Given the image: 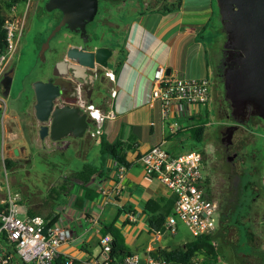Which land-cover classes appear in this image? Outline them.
<instances>
[{
    "label": "crops",
    "instance_id": "obj_1",
    "mask_svg": "<svg viewBox=\"0 0 264 264\" xmlns=\"http://www.w3.org/2000/svg\"><path fill=\"white\" fill-rule=\"evenodd\" d=\"M170 3L160 7L147 6L131 19L120 43L123 53L114 57L106 68L111 70L113 78L103 74L104 97L93 102L100 111L113 110L114 116L101 121L98 133L89 135V144L83 139L86 133L73 137L76 140L72 144L73 153L79 163L59 169L65 174L73 173L83 164L95 166L97 172L92 173L85 183L95 194L84 197L80 180L69 175L66 177L67 174L43 187V191L32 192L30 189L27 194H22L19 202L21 214L37 213L43 217L45 227L61 225L70 230L71 236L59 245L58 250L61 255L70 256L72 264H97L100 258L97 237L102 221H113L119 227L122 243L128 253L138 255L140 264H148L147 256H153L157 249L171 248L163 237L162 225L154 232L148 229L150 212L144 209L148 199L166 197L171 191L156 177L144 172L137 156L159 142L165 148L172 147L166 148L169 152L181 151L178 147L182 141L187 136L191 137L185 126L193 123L198 115L207 112L208 116L210 107L208 102L189 104L184 113L177 114L172 105L167 117L162 118L159 102L150 97L152 71L156 64H162L167 71L178 76L209 77L208 49L217 38L211 22L213 0H174ZM168 6L170 8L167 9ZM111 90L113 94H110ZM172 120L179 122L178 129L169 127ZM24 123L16 108H10L0 120V205L6 185L1 176V169H7L3 157L14 160L16 164L18 156H23L28 150L38 153L42 146L43 141L35 132L36 120L33 118L27 124L30 145L26 142ZM100 136L109 142L120 140L128 144L123 153L125 169L118 181L114 175L115 161L100 151ZM115 183L118 185L117 193L99 192V187L110 189ZM78 196L83 197L80 205L74 203ZM232 224L217 226L212 231L217 259L225 257L221 264H231V261L235 264H262L264 233L250 232L249 252H233V240L237 238ZM219 248L223 249V255ZM217 259L216 263L220 264ZM201 260L202 255L198 254L193 263L199 264Z\"/></svg>",
    "mask_w": 264,
    "mask_h": 264
},
{
    "label": "water",
    "instance_id": "obj_2",
    "mask_svg": "<svg viewBox=\"0 0 264 264\" xmlns=\"http://www.w3.org/2000/svg\"><path fill=\"white\" fill-rule=\"evenodd\" d=\"M212 7L211 22L217 39L208 49L209 100L216 119L217 151L223 162L221 172L227 179L229 193L235 153L228 151L227 143L231 141L233 131L244 126L251 116L264 122V0H213ZM96 14L97 0L34 1L31 25L21 36L18 59L3 73L2 79L7 86L11 78L16 82L19 77L20 90L24 77L36 61L39 66L46 63L30 82L29 93L34 97L32 109L40 138L46 135L50 140L58 141L66 136L81 137L91 123L86 111L75 100L56 102L55 97L71 88L70 78L86 80L85 76H90L88 71L95 64L103 75L119 54L118 48L108 45L91 50L83 47L88 35L85 24ZM63 27L79 33L80 47H69L65 59L53 61V35ZM47 73L54 78L46 79ZM90 78L91 84L95 80L104 89L103 77L99 80ZM18 96L19 92L14 98ZM15 105L13 107L17 108ZM13 152L16 153L15 147Z\"/></svg>",
    "mask_w": 264,
    "mask_h": 264
},
{
    "label": "built area",
    "instance_id": "obj_3",
    "mask_svg": "<svg viewBox=\"0 0 264 264\" xmlns=\"http://www.w3.org/2000/svg\"><path fill=\"white\" fill-rule=\"evenodd\" d=\"M4 31V45L0 47V74L7 66L16 50V44L21 35V29H16L11 20L4 18L1 25ZM104 75L113 78L110 69ZM208 76L199 78L178 76L166 71L162 64H156L152 71L151 99L160 105L161 117H167L170 107L174 105V112L184 113L189 104L206 103L209 100ZM114 91L111 90L110 94ZM4 98L0 94V120L6 113ZM88 116L91 121L90 135H96L101 121L106 117H113L114 111L108 109L100 111L93 104H88ZM179 122L172 120L169 127L178 129ZM264 153V136L261 140ZM137 160L147 175L156 177L174 194L171 212L168 213L162 226L169 232L175 231L176 220L181 221L191 236L212 232L215 229V204L206 196L202 172V153L195 148L179 152H169L159 142L150 145L137 156ZM264 166V156H263ZM125 169L123 163H117L114 175L118 181ZM264 193V168L261 180ZM102 194L117 193L115 183L110 189L99 187ZM20 195L6 183L4 198L0 207V264H18V259L29 264H49L58 255V247L70 236V230L61 225L45 227L43 217L37 213L19 214ZM8 242L4 245L2 241ZM112 236L108 232L99 233L97 243L99 256L97 264H140L136 253H126L113 261L109 255ZM72 258L65 255L63 264H72ZM148 264H170L163 258L148 255ZM194 264V263H191Z\"/></svg>",
    "mask_w": 264,
    "mask_h": 264
},
{
    "label": "rangeland",
    "instance_id": "obj_4",
    "mask_svg": "<svg viewBox=\"0 0 264 264\" xmlns=\"http://www.w3.org/2000/svg\"><path fill=\"white\" fill-rule=\"evenodd\" d=\"M34 1L35 0H0V9L5 18L11 20L16 29H21V35L16 44L15 53H19L21 36L23 32L31 25V14ZM172 1L174 0H150L151 4L149 6L160 7L162 4H169ZM7 3H9V5H7ZM134 16L136 15H133V17ZM17 57L14 58L15 61ZM8 65L9 62L7 63V66ZM208 78L210 79V75ZM20 81L21 79L18 77L16 82L12 81L11 86L12 91L16 90L15 94L19 92L18 97L12 100L11 97L15 95L13 92L11 97L4 96L5 112H9L10 108L14 109L15 107H13V105L15 104L17 107L16 109H22V107L25 108L28 105V101H25L24 98H22V96H24L22 94L23 92H21L23 87L18 90ZM208 103L210 107V100H208ZM206 119L209 121V125L205 127L206 129L203 132L201 139L195 140L192 137L187 136L178 148H180L181 151L187 150L189 148H195L200 150L202 153V172L205 173L203 175L206 178L205 192L206 196L211 199L215 205H217V202L218 204L222 205L229 194L231 196L229 201L232 202V199L234 200L232 205L234 209L232 215L230 216V220L233 219L232 226L235 229L234 233L237 240H233V249H231L233 252L239 250L242 253H247L251 249V244L249 242L250 232L264 233V222H261L259 219L257 221L251 220L255 213L260 215L264 210V193L261 189V180L264 168V153L261 148V140H259L260 162L256 176L250 177V175H248V164L246 161H239L237 163L233 162L232 168L234 177H232V182L230 185V190L232 192L230 191L228 193L226 189L227 179L221 172L223 162L219 159L217 151L218 145L216 142V136L218 133L215 130L216 119L214 118V114L211 109H209ZM84 135L85 136L83 139H85L86 143L89 144V141L91 142V137L88 135V133ZM29 141L27 140V142L30 144ZM72 141H76L75 138L70 140V142ZM74 143L75 142L72 144ZM61 147V145H57V142H45L42 144V146H40V148H38V153L28 150V152H26L23 156L17 157L16 164L7 169H1L3 181H6L5 183H7L11 189L17 190L19 193V202L22 200V194H27V191H43V187L46 188L50 183L55 182L57 179H61L64 177V175L67 174L66 177L68 175L69 177L72 176V171L64 174V172L61 170L59 171V169H65L64 167H69L72 164H78L79 159H76L73 153V147L71 145H67L62 148ZM166 148L170 149L172 147L168 146ZM87 160L91 159L87 158ZM58 173L60 174L56 176ZM235 213L238 215L237 219L235 218ZM19 214H21L20 211ZM223 215L224 214L222 213H214L216 227L219 223L217 219ZM161 231L163 233V237L167 240V243L171 247L175 246L182 240L190 238L191 236L186 226L179 220H176L175 231L173 233L167 232L163 227H161ZM219 251L221 255H223V249L219 248ZM261 256L263 258L262 264H264V253H262ZM217 260L221 264L225 260V257H218ZM232 262L234 261H231V264H235Z\"/></svg>",
    "mask_w": 264,
    "mask_h": 264
},
{
    "label": "flooded vegetation",
    "instance_id": "obj_5",
    "mask_svg": "<svg viewBox=\"0 0 264 264\" xmlns=\"http://www.w3.org/2000/svg\"><path fill=\"white\" fill-rule=\"evenodd\" d=\"M150 4V0H97V14L91 21L85 24V29L88 32V35L85 36L86 40L82 43L83 47L87 50H91L103 45L113 46L118 48V55H121L123 53V48L121 47L120 43L121 39L124 36V33H126L127 31V26L129 22L133 18V15H136L139 10L149 6ZM81 40L82 38H79L78 32L69 31L67 28L64 27L58 29L53 35L54 50L53 55L51 56V58H53V61H56L61 58L65 59L67 49L72 46H75L76 48L80 47ZM63 43L65 44L61 46ZM17 54L18 52L14 53L12 58L9 60V65L6 66L0 74V94L3 98L4 96L11 97L12 92L14 94L16 92V90H11L12 78L8 82V84H6L7 86H5L3 84L2 76L5 71L15 65L16 61L14 58L17 57ZM43 65H46V63L42 62L39 66L38 60L36 61V63L31 68L29 74L24 77L23 90L21 91L24 95L22 96V98H24L25 101H28V105L25 107L24 110L18 109V111L25 121L23 127L27 135L26 139L28 141L30 140V138L28 139V135L30 137V134L27 132V124H30V121L34 118L32 109L34 97L32 98L29 96L30 82L36 76H38V72ZM99 71L100 68L97 66V64H95L94 67L88 71V74H90L91 77H96V80H99L103 76ZM90 76H85L86 80L84 81H80L78 78H70L71 88L61 96L56 95V102H61V100L65 99H73L79 106H81L86 111L88 115V104H93L95 100H101L104 97L103 88L98 86V82L95 80L91 84ZM45 78L52 80L54 78V75H52L51 73H47L45 75ZM14 96L11 97L12 100L14 99ZM90 127L91 123L88 125V128L86 130L88 135H90ZM263 129L264 122L256 116H251L244 126H239L233 131L231 141L227 143L226 146L229 152L235 153L232 159V167L233 162L237 163L239 161H246L248 164L247 172L250 177L256 176L258 171V165L260 162L259 140H262L261 138L264 136ZM35 130L36 134L39 137L38 126L35 127ZM40 139L43 141L41 145L45 142H57V145H61L62 147H65L67 145L72 146V143L75 142H70V140L73 139L72 136H66L60 141L49 140L48 136L46 135ZM230 197L231 196L229 194L222 205L218 204V202L217 205H215V212L224 214L222 217H219V219H217V221H219L217 226H225L228 224H232L233 219L230 220V216L232 215L234 209L232 206L234 200L232 199V202H230ZM235 215L237 216L236 213ZM258 219L261 222H264V210L260 215L255 213L254 217L251 220L257 221Z\"/></svg>",
    "mask_w": 264,
    "mask_h": 264
},
{
    "label": "trees",
    "instance_id": "obj_6",
    "mask_svg": "<svg viewBox=\"0 0 264 264\" xmlns=\"http://www.w3.org/2000/svg\"><path fill=\"white\" fill-rule=\"evenodd\" d=\"M173 4V3H170ZM9 5V3H7ZM170 8L169 6L166 7ZM4 14L0 9V47L4 45V31L5 29L1 26L4 21ZM207 111V110H205ZM207 112L203 115H198L195 118V121L188 126H185L188 129L191 137L195 140H200L203 136L204 129L207 122ZM100 151L106 153L111 157L115 163H123L126 165V160L124 159L123 153L125 148L128 146L127 143H124L120 140H115L109 142L102 138L101 136L98 139ZM3 164L6 168L14 164V160L9 159L8 157H3ZM97 172L96 167L83 164L82 167L74 171L71 175L80 180L81 187L84 188V197H91L95 194L85 183L89 180L92 173ZM203 182L206 183V178L203 175ZM83 197H76V205H80V201ZM174 202V194L171 193L166 197H161L159 199H148L145 202L144 209L150 212V215L147 219L148 229L150 231H156L162 225L165 216L171 211ZM1 207V205H0ZM99 232L104 233L108 232L112 236L109 255L112 260L115 261L121 258L124 254L129 251L126 249L125 245L121 240V232L119 227L114 225L113 221H102L99 223ZM213 233H202L197 236H192L191 238L185 240L182 244L171 247V248H160L156 252L152 253L154 257L163 258L168 261L170 264H191L196 255H202V260L199 264H217V250L216 246L213 243ZM4 245H8V242L3 240ZM64 256L58 253L55 257L52 258L49 264H63ZM18 264H26L24 261L18 259Z\"/></svg>",
    "mask_w": 264,
    "mask_h": 264
}]
</instances>
